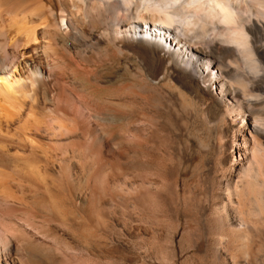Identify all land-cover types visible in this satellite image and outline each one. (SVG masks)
<instances>
[{
  "label": "bare ground",
  "instance_id": "6f19581e",
  "mask_svg": "<svg viewBox=\"0 0 264 264\" xmlns=\"http://www.w3.org/2000/svg\"><path fill=\"white\" fill-rule=\"evenodd\" d=\"M119 85L193 122L203 149L220 148L229 129L249 135L235 144L242 173L214 206L235 233L264 219V0H0V264H34L41 249L31 233L41 236L45 209L16 206L10 185H39L40 155L58 174L81 168L80 197L93 195V178L106 190L109 154L151 168L150 117L103 95ZM145 178L143 203L155 193ZM195 192L185 199L189 225L207 209Z\"/></svg>",
  "mask_w": 264,
  "mask_h": 264
},
{
  "label": "rangeland",
  "instance_id": "374dc122",
  "mask_svg": "<svg viewBox=\"0 0 264 264\" xmlns=\"http://www.w3.org/2000/svg\"><path fill=\"white\" fill-rule=\"evenodd\" d=\"M217 92L206 95L208 104ZM103 95L116 99L125 112L139 107L147 119L151 118L146 127H150L154 138L147 146L149 156L143 157L151 168L145 173L136 164L137 157L109 154L106 157L110 167L103 169L107 173L106 190L98 191L93 178L94 196L85 193L80 197L78 189L84 179L81 168L58 174L40 155L33 166L40 175V184L12 182L14 195L9 191L16 206L36 205L41 211L45 209L42 216L48 217L41 228L43 235L31 233L32 240L41 247L38 254H32L31 262L51 264L54 255L59 264H264V219L256 214L252 217L256 226L251 227V232L235 233L222 213V219L216 217L214 206H222L227 184L242 173L238 165L240 147L243 136L249 135L237 128L229 129L219 139L220 148L206 150L192 135L196 131L193 122L179 120L166 105L150 103L145 98L138 101L121 85L111 87ZM209 136L210 142L214 140L212 135L206 137ZM261 163L257 169L264 179ZM142 177L154 180L149 188L154 196L149 195L145 203L139 192ZM190 190L198 192L207 208L194 225H189L184 216ZM88 200L92 201L93 210H87Z\"/></svg>",
  "mask_w": 264,
  "mask_h": 264
}]
</instances>
